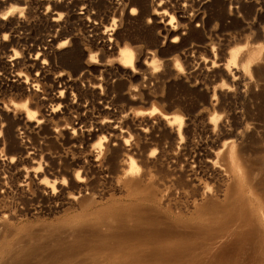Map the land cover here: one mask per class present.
<instances>
[{"label": "rangeland", "instance_id": "1", "mask_svg": "<svg viewBox=\"0 0 264 264\" xmlns=\"http://www.w3.org/2000/svg\"><path fill=\"white\" fill-rule=\"evenodd\" d=\"M12 7L25 10L0 18V264L198 227L236 197L264 232V0H0Z\"/></svg>", "mask_w": 264, "mask_h": 264}, {"label": "bare ground", "instance_id": "2", "mask_svg": "<svg viewBox=\"0 0 264 264\" xmlns=\"http://www.w3.org/2000/svg\"><path fill=\"white\" fill-rule=\"evenodd\" d=\"M19 9L25 10V8H21V7H19ZM256 56L257 54L255 53V51H252L250 53L249 52L243 53L239 57L240 58L239 61L243 63L247 60H254L256 59ZM126 59L130 61L131 56L126 55ZM40 69L42 70L43 73H45L46 67L44 65L40 67ZM13 78H15V82L25 85H29V82L31 81V80L29 82L27 80L23 81L24 79H22L21 75H17ZM39 82H40L39 79H35L33 80V82L32 81L30 82L32 83L31 85L34 91L33 94L35 96L38 95L37 94L38 91L35 87L38 86ZM112 159L110 160L111 162ZM206 164L208 165V163ZM247 167L249 169V166ZM250 171L253 172L251 169ZM260 172H257V175ZM254 173L256 172L254 171ZM251 179L249 178V180ZM254 183L256 182L254 181ZM230 186L233 185L231 184ZM231 188L232 187H230V189ZM234 188H236V186L233 187V189ZM230 189L228 187V190ZM233 194L235 193H232V195ZM210 209H208L209 211H204L200 220L197 222L200 224L198 227L195 225L190 226V224L184 226H179V225L173 226L171 224L172 226L165 227L163 229H150L149 233L135 232L134 233L135 235L134 234L131 235V233L128 234L126 233L125 235H121L117 237V239L118 238L123 239L121 240V242L119 241L113 244H108V245L103 244L101 246L100 245L98 246L94 244L85 245L84 242L78 243V249L74 250L75 252H77V254L62 257V259L64 258L63 261H65L64 263L62 262V264H264V232H262V230L260 231L258 230L257 228L258 225L256 226L258 231L254 229L253 227L254 220L253 222L251 221L249 212L246 210V207L243 205V202H241L240 198L236 197L233 203H230L228 206H224L222 209L220 207L218 208V210H215V208H213V210ZM149 213H152V211H150ZM195 215H197V213ZM143 219L145 218L143 217ZM133 220L135 219L133 218ZM152 226L155 227V224H152ZM0 231L2 232V228ZM140 232H143V230L142 231L140 230ZM80 234H82V231L74 230L69 233L65 232L61 234L60 240L65 241L71 236L78 238L79 236H81ZM128 236H130L131 239L127 238ZM8 237H10V235ZM66 250L69 251L70 248ZM132 255L137 256L135 258L141 257L140 261H134L135 260L134 258H133L134 260H131V262H125L121 260L127 256L130 259V256ZM82 256H86L88 258L86 260H80ZM25 264H29V263H25ZM53 264L56 263L54 262Z\"/></svg>", "mask_w": 264, "mask_h": 264}, {"label": "clouds", "instance_id": "3", "mask_svg": "<svg viewBox=\"0 0 264 264\" xmlns=\"http://www.w3.org/2000/svg\"><path fill=\"white\" fill-rule=\"evenodd\" d=\"M17 12H19V13H20V16L23 18V16H24V10L19 9V8H17V7H12L8 12L3 13V14H0V18L6 20V19H8L9 16H13V15H15Z\"/></svg>", "mask_w": 264, "mask_h": 264}, {"label": "snow or ice", "instance_id": "4", "mask_svg": "<svg viewBox=\"0 0 264 264\" xmlns=\"http://www.w3.org/2000/svg\"><path fill=\"white\" fill-rule=\"evenodd\" d=\"M133 11H134V10H133ZM4 39H5V40H7V39H8V37H7V36H5V37H4ZM181 70H182V69H181ZM177 122H180V121L178 120ZM65 183H67V182L65 181Z\"/></svg>", "mask_w": 264, "mask_h": 264}, {"label": "built area", "instance_id": "5", "mask_svg": "<svg viewBox=\"0 0 264 264\" xmlns=\"http://www.w3.org/2000/svg\"><path fill=\"white\" fill-rule=\"evenodd\" d=\"M19 134H20V136L24 135V132L23 131H19Z\"/></svg>", "mask_w": 264, "mask_h": 264}]
</instances>
